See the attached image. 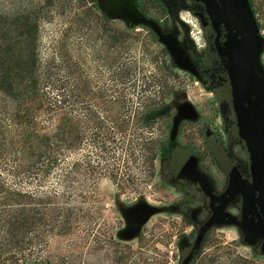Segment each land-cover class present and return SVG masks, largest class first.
Returning a JSON list of instances; mask_svg holds the SVG:
<instances>
[{
    "label": "rangeland",
    "instance_id": "374dc122",
    "mask_svg": "<svg viewBox=\"0 0 264 264\" xmlns=\"http://www.w3.org/2000/svg\"><path fill=\"white\" fill-rule=\"evenodd\" d=\"M249 1L264 38V0ZM136 12L142 20H135ZM27 17L32 23L26 31L20 23ZM233 21L242 24L238 14ZM24 39L53 79L46 84L62 85L86 121L83 148L69 150L63 165L41 182L42 190L60 189L71 167L67 185L75 191L79 177L89 191L85 217L71 233L53 236L42 264H264V237L254 235L243 216L253 161L248 156L245 162L234 109L228 26L212 23L203 0H0V44L10 74L18 71ZM177 50L191 58L196 72L176 62ZM257 79H264V45ZM259 80L254 102L263 95ZM166 91L172 126L143 127V106ZM184 105L194 118L182 113ZM12 111L0 90V132L14 130ZM94 117L111 131L107 153L93 137ZM54 123L44 125L52 129ZM157 135H163V153L152 163L149 150L135 146ZM176 149L197 157L195 174L172 169L167 157ZM3 169L0 164V174ZM38 181L19 186L37 190ZM143 204L153 212L135 227L129 210Z\"/></svg>",
    "mask_w": 264,
    "mask_h": 264
},
{
    "label": "trees",
    "instance_id": "16d2710c",
    "mask_svg": "<svg viewBox=\"0 0 264 264\" xmlns=\"http://www.w3.org/2000/svg\"><path fill=\"white\" fill-rule=\"evenodd\" d=\"M31 23L27 17L20 24L27 31ZM29 41H22L19 61L14 64L18 71L12 74L4 69L5 55L0 44V90L12 103L14 125L13 131L0 132V164L4 165L0 174V264H42V253L53 236L69 234L83 222L82 202L88 197L85 195L88 189H83L79 177H76L75 191L67 185L71 167L65 168L62 174L63 187L42 190L41 182L63 165L68 151L83 148L86 121L79 113L78 103L76 108L69 103L67 90L62 85L56 80L46 84L53 79L35 61L33 50L28 48ZM168 94L170 91L163 92L143 106L138 117L143 127L151 129L159 122H165V127L172 126L173 114L166 110ZM52 119L55 123L49 129L44 122ZM93 123L98 128L93 137L96 140L100 137V147L107 153L104 140L111 131L107 132L109 129L103 124L99 127L96 117ZM163 140V135H157L138 141L135 148L142 146L149 150L148 158L153 163L163 153ZM73 165L80 168H77L78 162ZM91 172L95 177L93 165ZM12 176L15 184L10 181ZM111 176L117 178L115 173ZM34 179L40 180L37 190L19 186Z\"/></svg>",
    "mask_w": 264,
    "mask_h": 264
},
{
    "label": "water",
    "instance_id": "95a60500",
    "mask_svg": "<svg viewBox=\"0 0 264 264\" xmlns=\"http://www.w3.org/2000/svg\"><path fill=\"white\" fill-rule=\"evenodd\" d=\"M203 1L212 17V23L223 21L228 26L227 70L233 88L236 119L252 160L259 164L264 176V79H257L264 38L260 34L249 0ZM235 14L239 15L242 24L233 21ZM134 17L135 20H142V16L137 12ZM166 41L171 44L173 40L166 38ZM171 50L174 51L173 46ZM174 55L181 67L191 72L197 71L191 58L183 51L177 50ZM257 80H259L258 86L263 89V95L258 96L254 102L253 91ZM182 113L188 118L195 117L190 105H184ZM195 159L197 158L191 156L187 160L185 166L188 170L194 165ZM152 212L153 210L144 204L137 205L129 210L130 223L135 227L141 226L149 219ZM253 234L256 235L258 232L253 231Z\"/></svg>",
    "mask_w": 264,
    "mask_h": 264
},
{
    "label": "flooded vegetation",
    "instance_id": "af4514ba",
    "mask_svg": "<svg viewBox=\"0 0 264 264\" xmlns=\"http://www.w3.org/2000/svg\"><path fill=\"white\" fill-rule=\"evenodd\" d=\"M198 16L200 17V14H198ZM208 25H210V22L208 23ZM244 145V148L246 149L245 162H248L246 158L249 156L252 159V156L245 139ZM247 153H249V155ZM191 156L197 158L191 151H188L187 149L184 152H179L178 149H176L175 151L170 150V154L167 158L171 160V167L172 169L176 170L177 174H195V168H197L198 164L197 159H195L194 165L190 167L189 170L185 166L187 160L191 158ZM237 165L241 169H238L237 166L234 165V167H236V170L238 169V171L243 175L248 173V171L242 168L240 164L237 163ZM251 165L252 166L250 167L249 172L251 173L252 183L246 189L247 196L250 198V200L243 216L244 220L247 221L248 226H250L251 230L257 231V236L264 237V176L262 175V171L260 170L259 164L256 161H253ZM184 171L186 172L184 173Z\"/></svg>",
    "mask_w": 264,
    "mask_h": 264
}]
</instances>
